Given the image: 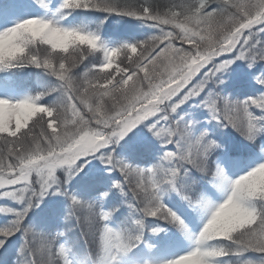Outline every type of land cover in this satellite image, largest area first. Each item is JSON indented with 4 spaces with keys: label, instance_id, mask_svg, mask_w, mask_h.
Wrapping results in <instances>:
<instances>
[{
    "label": "snow or ice",
    "instance_id": "6c2138e0",
    "mask_svg": "<svg viewBox=\"0 0 264 264\" xmlns=\"http://www.w3.org/2000/svg\"><path fill=\"white\" fill-rule=\"evenodd\" d=\"M0 201V264H264V0H2Z\"/></svg>",
    "mask_w": 264,
    "mask_h": 264
},
{
    "label": "rangeland",
    "instance_id": "374dc122",
    "mask_svg": "<svg viewBox=\"0 0 264 264\" xmlns=\"http://www.w3.org/2000/svg\"><path fill=\"white\" fill-rule=\"evenodd\" d=\"M0 2H2V0H0ZM162 3H166L168 2V0H161ZM187 47V45H185ZM37 82L35 80V78H32L29 86H28V90L29 91H32L34 90L36 87H37ZM36 117L33 118V120L35 119ZM31 124V121L29 122ZM23 131V129H22ZM3 201H0V206L3 205ZM2 223H3V217L0 216V226H2ZM50 239V242L55 246L56 250L58 251L59 250V245L56 244V237H55V233L52 234V236L49 238ZM31 240V238H30ZM41 245V241L39 238H37L36 242H35V245L34 247L36 249H39ZM18 246V245H17ZM96 252H97V245L95 242H91L89 243L88 246H86L85 248L83 249H77L76 250V255H77V258H87V257H95L96 255ZM40 257L38 256L37 259H39ZM6 259L9 260V262L13 261L16 259V255H15V251H10L9 254L7 255ZM61 264H62V261H61Z\"/></svg>",
    "mask_w": 264,
    "mask_h": 264
}]
</instances>
